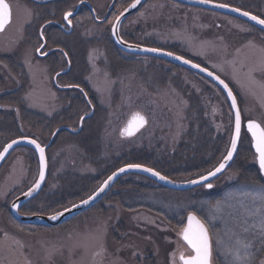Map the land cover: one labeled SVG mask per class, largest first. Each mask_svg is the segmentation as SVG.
<instances>
[{
  "label": "rangeland",
  "instance_id": "obj_1",
  "mask_svg": "<svg viewBox=\"0 0 264 264\" xmlns=\"http://www.w3.org/2000/svg\"><path fill=\"white\" fill-rule=\"evenodd\" d=\"M6 1L11 7L12 22L0 34V78L3 89H6L4 92L12 94L24 90L23 99L27 110L50 121L53 120L56 126L54 133L60 128H70L75 132H60L48 150L52 149L47 154L49 163L47 192L50 195L56 193L63 187L68 175L94 178L93 184L84 190L89 193L83 195L84 191L77 192L76 195L81 197L80 201L68 203L65 208L87 199L103 184L108 176H102L99 172L102 173L103 167L113 159L140 152L153 153L160 157L173 152L186 132L188 101L193 96L204 95L203 98H207L212 107L211 117L219 122L217 128L219 131L223 132L226 129L224 126L226 123L233 129V116L225 97L217 87L199 75L163 60L132 57L123 54L117 48L116 57L121 63L116 64L110 60L109 51L105 46L106 39L112 41L111 29L114 18L120 16L126 8L118 7L116 0L113 11L103 23L96 22L89 15L75 18V26L79 28L76 34L89 47L86 53L88 70L84 78V90L91 98L95 109L93 118L99 122L100 127L96 126V132L98 127L102 130L99 133L100 143H95L96 148L100 149L99 156H88L86 152L93 150V146L84 147L82 150L72 137L82 133L83 130L76 133L79 119L89 114L90 109L84 102L79 119L77 117L78 121L69 125L65 123L68 117L62 116V111L71 107L65 99L77 94L60 92L53 84L54 75L66 68L62 53L55 52L45 60L36 54V49L41 45L38 37L41 26L34 36L36 30L34 21L40 14V6L43 5L30 0ZM62 1L66 0L58 2ZM131 1L121 0L122 3ZM112 2L113 0H92V4H89L96 11L97 19L102 21ZM212 3L227 4L231 8H239L264 19V0H212ZM76 8L74 6L70 11ZM85 8L89 9L83 6L81 10ZM62 20L63 17L58 20L59 23ZM50 22L54 21L47 23ZM50 28L51 26L46 29ZM242 28L247 31H241ZM59 30L63 33V30ZM66 36L62 34L57 38L59 44L70 43ZM121 36L130 44L171 52L220 76L235 93L244 122L254 120L264 127V66L260 63V49L264 48V32L225 14L182 6L171 0H149L141 10L126 20L121 28ZM250 41L255 47L249 46ZM46 49L47 52L53 49L65 52L62 47H55L53 44L46 46ZM54 56L61 64L58 69L51 70L50 58ZM3 58L12 60V64H16L17 67L19 65L24 77L18 78L10 66L3 63ZM136 113L146 117L147 126L135 138H125L121 134L122 130ZM89 120L84 122V126ZM29 130L24 128L19 134L22 137L33 138L42 145L49 143L36 132ZM231 135L232 130L229 141ZM3 139L5 137L1 134L0 152L5 147L2 146ZM254 160L255 164L256 158ZM215 167L216 165L192 178H177L174 181L186 182L199 178ZM38 173L36 155L21 151L14 152L0 170V264H138L139 261L140 264H144L146 257L143 253L148 248H151L158 264H173L174 252L175 264H181L180 253L183 252L185 256L191 254L178 235L180 230L169 227L161 219L144 211L128 213L130 215L128 219L125 217L127 214L125 211L109 201L103 202L105 199L103 203L101 202L102 206L94 212L83 214L60 227L39 228L17 223L10 215V205L34 185ZM237 179V173L229 169L214 184L211 192L203 188L195 192L202 196L201 200H206L210 195L214 196L216 198L214 205L209 206L201 200L197 204H189V208L196 207V211L201 213L205 223L209 224L211 234L214 228L219 231L224 227L219 215L213 217L215 205L233 197L236 199L231 202L236 203L242 196L245 187L235 185ZM128 181L153 185L148 179L139 176L125 177L122 183ZM243 199L250 203L248 197ZM167 207L174 213L185 212L186 216L190 212H187L189 208L186 205L182 208L176 205ZM6 209L12 220L24 227L10 223L7 220ZM20 214L43 215L22 213L21 210ZM210 220H214V224L209 223ZM119 223L134 230L130 233V238L135 240L121 248H114L110 241V233L117 232L116 227ZM144 233L162 236L161 242L149 237L142 238L141 235ZM213 239L215 240V236ZM97 252L101 255H96ZM261 259H264V253H257L255 264H260ZM212 262L222 264L215 244Z\"/></svg>",
  "mask_w": 264,
  "mask_h": 264
},
{
  "label": "trees",
  "instance_id": "obj_2",
  "mask_svg": "<svg viewBox=\"0 0 264 264\" xmlns=\"http://www.w3.org/2000/svg\"><path fill=\"white\" fill-rule=\"evenodd\" d=\"M83 1H88L90 4H92V0ZM133 1L134 0L129 3H122L121 0H117V6L124 8L129 6ZM79 3H81L80 0H66L40 6V14L35 17L36 20L34 21V26L36 27V30L34 29V36L37 34L36 31L40 26L42 27L48 21L59 22L67 11H70L74 6L77 7ZM86 15H89L92 19V13L90 9L86 8L83 11L81 10L76 19ZM76 19L74 18V22ZM60 23H63V20ZM78 29L79 28L75 26L73 35H64L68 37L70 42V44L66 43L67 45H61L57 40V38L63 34L59 28L51 27L46 32L48 34L50 44L55 45V47H62L64 50L68 51V53L73 52V63L78 64V66H83L82 69L85 75L88 70L85 58L89 47H87L85 41H83L80 36L76 34V30ZM27 32H30V30H27ZM106 41L107 42L105 43V46L107 51H109L110 60H112L113 63L119 64L120 61L118 57H116L118 52L116 46L111 40L106 39ZM71 42L73 43L71 44ZM72 49H76V52L71 51ZM2 60L5 65L10 66L11 70L18 78L24 77L22 68L19 67V70L16 69L15 65L11 62L12 60L6 58H3ZM50 60H52V63L50 64L52 70L58 69L60 65L58 59L54 56L51 57ZM1 82L2 80L0 78V83ZM4 91H6V89H3L2 85L0 87V94H3V99L0 97V105L3 106V110L0 113V116L3 118V125L0 127V135L2 134V136L5 137V139H3L2 146L14 139L21 138L22 136L19 133L22 132V129L24 128L36 132L39 137L49 142L56 129L54 121H50L27 110L23 99L24 90L12 94ZM13 97H17V102H12L10 100ZM203 97L204 95L202 97L193 96L189 99V107L186 112L185 120L186 132L184 133L179 145L173 152L168 153L163 157L148 152L124 155L107 163V165L103 167L104 170H102V173H99L102 176H110L120 167L130 163H136L153 168L162 175H165L170 179L177 180V178H192L194 175L203 174L213 166H217L222 161L220 158L222 156L224 158L229 148V136L232 129L229 123L224 125L226 126V129L223 132L217 129L219 122L217 119L213 120L211 117L212 107L209 105L207 98L205 99ZM79 117L80 115H78V119ZM78 119L77 117H71L67 119V122L65 123L69 125V123L78 121ZM97 122L96 118L89 120L86 123L82 133L78 136L72 137L76 143L80 145L82 150H84V147L91 146L92 148L93 146V150H88V152H86V154L90 157H94L95 155H98V151L100 152V149H97L95 146V143H100L99 133L101 128H99V122ZM97 125L99 127L98 131L96 132ZM11 133L12 135H10ZM17 151L30 152L34 154L32 150L27 148H21ZM50 151H48V154ZM254 157L255 154L252 149L250 137L244 131L237 157L230 168V170H234L237 173L238 179L235 185L238 187L259 189L261 185H264V179L261 176L260 170L258 169L256 163L254 164ZM124 179L125 178L121 179L117 183L113 191L105 198L103 202L109 201L111 204L118 205L123 211L127 213L125 217L128 219L130 217L128 213L144 211L161 219L169 227L180 230L185 224L186 213H174L172 209L168 208L167 206L171 205L174 207V205H176L182 208L186 205L189 208V204H197L202 197L195 193L198 190L187 193H177L157 186L153 182V185L137 182L135 183L134 181L122 183ZM93 180L94 178L91 176L68 175V177L63 182V187H61L56 193H53L52 195L48 194L46 186L42 194L23 207L21 212H26L27 214L47 215L54 211L63 210L68 203L70 204L80 201L81 197L76 195V193L81 190L84 191L90 187L93 184ZM88 193L89 191H84L82 194L86 195ZM201 201H205L207 205L212 206L216 203V198L210 195L206 198V200ZM102 203L87 213L94 212L100 208V206H102ZM189 211L195 212L198 217L204 220L201 213L196 211V207H193V209L190 207L187 209V212ZM5 213L7 215V220L10 223H13L18 227H24L12 220V218L9 216L8 209H6ZM116 228L117 232L111 231L110 233V241L114 248H121L127 243L134 242L135 239L133 240V238H130V233H133L134 230L125 228L122 223H119ZM127 234L129 235L125 238ZM141 237H149L150 239L156 240L157 242H161L162 238L160 235H150L148 233H144L143 236L141 235ZM143 254L146 257L144 264H158V261L152 254L151 248H148ZM137 263L140 264V261Z\"/></svg>",
  "mask_w": 264,
  "mask_h": 264
},
{
  "label": "snow or ice",
  "instance_id": "obj_3",
  "mask_svg": "<svg viewBox=\"0 0 264 264\" xmlns=\"http://www.w3.org/2000/svg\"><path fill=\"white\" fill-rule=\"evenodd\" d=\"M83 3V0H80ZM200 3L208 4L212 0H199ZM141 3V0H135L134 3L130 5L131 8H136L137 5ZM218 8H227V4H215ZM234 12H240L242 16L248 17L250 20L255 21L256 24L264 26V19L259 18L256 15H252L247 11H241L239 8H232ZM127 11V9L125 10ZM73 12L67 11L64 14V20L68 22L69 25L72 21L69 17H72ZM121 13L120 16H123ZM120 16L114 18L112 33L116 35L121 24ZM11 11L10 7L4 0H0V31L4 30L5 24L10 22ZM241 31H247V29H241ZM41 39L44 37V32H40ZM118 43H126L122 39L118 38ZM46 43V41H44ZM250 47H255L252 42H249ZM129 47H134L129 45ZM38 52L41 51L40 48L36 49ZM146 52H158L159 49L146 48L143 49ZM62 51V50H61ZM261 57L260 63L264 66V48L260 49ZM42 55H47V51L41 53ZM67 56V53H64ZM164 55H173L171 52L164 53ZM178 60H182V57H175ZM185 64H191L189 60H183ZM194 68H200L198 64H192ZM200 71L206 72V68H200ZM212 76L214 80L218 81L223 85L224 89L227 91L228 97L231 99L230 107L235 109L234 112V129L230 138V147L228 148L226 155L224 156L222 162L218 164L213 170L208 171L205 175L199 176L198 179H190L187 181L190 185H202L208 189L213 188L211 182L204 183L205 181H210V178L217 176L218 173L222 172L229 161L233 159L234 153L237 151V145L241 139L242 130V117L241 111L237 105V98L233 95L231 88L224 80L218 75H214L212 72L207 73ZM59 75V73H57ZM67 87H79V85H67ZM80 91L83 93L84 90L81 88ZM87 96V93H84ZM90 104L91 101H88ZM147 124V119L145 116L136 113L132 120L129 122L122 130V135L125 137H131L136 134L141 128ZM247 133L251 134L252 146L255 149V158L258 162L259 169L264 173V127L260 123L249 120L246 124ZM29 144L35 145V148L39 152L40 169L38 173V179H36L34 185L24 193L25 196H32L33 193L41 187V184L45 179V169L47 168V161L45 159V149L35 140L30 139L27 141ZM20 143L18 140L12 141L5 147L3 153H0V160H3L4 155L13 147V145ZM128 170H138L150 173L152 176L157 177L161 181L167 183H173L169 180L167 176L162 175L160 172L154 170L153 168L144 167L141 164L130 163L126 167L120 168L119 173H123ZM119 173H113L109 176L99 189L88 199L83 200L81 203L83 205L89 204L92 200H95L97 196L103 192L109 184L114 180L115 176ZM243 197H248L250 203L243 199ZM236 199L235 197L231 199H226L223 203H217L215 205V212L213 217L219 215L221 222L224 227L219 231L215 228L213 233L209 232V224L205 223L196 215L195 212H189L187 215V222L184 224L178 235L186 243L187 247L190 249L189 255L185 256L183 252L179 255V260L181 264H212L214 244L218 255L222 258V264H255L256 254L264 253V185H261L259 189L250 190L245 188L242 190V196L236 203H232L231 200ZM81 204H74L72 208H65L64 211H58L56 214L49 216L50 220H58L61 216L65 215L66 212H70L73 208L80 207ZM13 208H19L18 205L13 204ZM209 223L214 224V220H210ZM215 236V240L213 237ZM255 249V251H253ZM96 255H101L97 252ZM176 253H172V262L175 264ZM260 264H264V259L260 260Z\"/></svg>",
  "mask_w": 264,
  "mask_h": 264
},
{
  "label": "water",
  "instance_id": "obj_4",
  "mask_svg": "<svg viewBox=\"0 0 264 264\" xmlns=\"http://www.w3.org/2000/svg\"><path fill=\"white\" fill-rule=\"evenodd\" d=\"M30 1H32L33 3L38 4V5H45V4H50V3L58 2V1H61V0H49V1H44V2H39V1H36V0H30ZM148 1L149 0H141V3L139 5H137L136 8H131L130 5L135 2V0H134L127 8H125V10L127 9V11L124 10L122 12V13H124V15L123 16H120L121 24L119 26V29H118L117 34L116 35H113L112 29H111V38H112V41H113L114 45L116 46V48L118 50L122 51L123 53L128 54V55L138 56V57H150V58H155V59H159V60H163V61L169 62V63L174 64V65H177V66H179V67H181V68H183L185 70H188V71H190V72H192L194 74H197L200 77H202V78L206 79L207 81H209L211 84H213L215 87H217L222 92V94L225 96L226 101H227V103L229 105V108H230V110L232 112V116H233V129H234V112H235V109H233V108L230 107V105H231V99L228 97L227 91L224 89L223 85H221L218 81L214 80L212 76H209L207 74L208 72H211V71H209L207 69L206 72H202V71H200V68H204V67H201L200 66V68H194V67H192V64H195V63L191 62V64H185V63H183V60H186V59L183 58L182 60H178V59L175 58L177 56L174 55V54L171 55V56L164 55V53H167L166 51L159 50L158 52H146V51L143 50V49H146L144 47L136 46V45L130 44L128 42H126V43H118L117 42L118 38L122 39V36H121V28H122L123 24L126 22V20L129 19L134 14H136L139 10H141V8ZM171 1H173L174 3H177L179 5H182V6H186V7L198 8V9L209 10V11H213V12L225 14V15H228V16H231V17H234V18H237V19H239V20H241L243 22H246V23H248V24L256 27L260 31L264 32V26H261L259 24H256L255 21L250 20L248 17L242 16L240 14V12H234V11H232L231 10L232 9L231 7L218 8V7H215L214 6L216 3H212L211 2V3H208V4H203V3H200L199 0H171ZM4 2L7 3L6 0H4ZM115 3H116V0H113L111 6L109 7V10L107 12L106 17L102 21H99L97 19V15L95 13V10L87 2L79 3V5L77 6L76 10L73 11L72 17H69V19L72 21L74 18H76L78 16V14L80 13L81 8L83 6H87L90 9V11H91L94 20L96 22H98V23H103V22L107 21V19L109 18L111 12L114 9ZM10 11H11V7H10ZM11 21H12V11H11V19H10V22H8V23L5 24L4 30L3 31H0V34L3 33L5 31V29L11 24ZM64 24H65V26L64 25H61V24H58V23H55V22H50V23L45 24L41 30H43V32H44V30L47 27H49V26H55V27L63 30L64 32H67V34H71L72 31H73V24L69 25L68 22L65 21V20H64ZM66 28H68V30ZM42 40H43V43H44V41H45L44 40V37H43ZM129 45H132L134 47H129ZM45 46H46V44L44 43L41 51L44 50ZM41 51H39L38 53L40 54ZM55 52H60L62 54L65 53L64 51H61V49H53V50H50L46 56H49V55H51V54H53ZM59 76L60 75H57L55 77V79H54V83H55L56 87H58L57 79H58ZM63 90H65V89H63ZM77 90L80 91L79 88H77ZM84 93L85 92H83V94ZM233 95H235L234 92H233ZM86 99H87V101H89L88 98H87V96H86ZM237 105H238V107L240 109L238 100H237ZM89 106L91 107V113L81 119L80 124H79V129H78V131L76 133L81 132V130L83 128V123L86 120H89L90 118H92L93 115H94V108L92 107L91 104H89ZM241 117H242V113H241ZM128 124H127V126H128ZM246 124H247V122L244 124L243 117H242L241 139H242V135H243L244 129L247 132V130H246ZM146 126H147V124L143 128H141L138 132H136V134L134 136L126 137V138H133V137L137 136L143 129H145ZM62 131H68V132H71V133H75L70 128H60V129H58L54 133V135L52 136L50 142L47 145L44 146V145L40 144L36 140L45 149V159L47 161V168L44 170L45 171V179H44V182L41 184V187L38 190H36L33 193L32 196H30V197L29 196H25L24 195L25 192H24L22 195H20L19 197H17L11 203L10 208H9L10 215L19 224L26 225V226L44 227V228H56V227H60L62 225H65V224L69 223L70 221H72L73 219H75V218H77V217H79V216L87 213L88 211H90L94 207H96L98 204H100L105 199V197L111 192V190L116 186V184L121 179H123L125 177H128V176H139V177H143V178L148 179L149 181L155 183L157 186H160L162 188H165V189H168V190L174 191V192H191V191H194V190L203 188V186L202 185H199V184H197V185H190V184L187 183V181L186 182H177V181H174V180H172L170 178H168V179L171 180V181H173V183H167L165 181L159 180L157 177L152 176L150 173L143 172V171H138V170H128V171H125L123 173H119V169H120L119 168L118 170H116L114 172V173H119V174L115 176L114 180L109 184V186L103 192L100 193L99 196L96 197L95 200H92L87 205H83L81 203L82 201L79 202V203H77V204H81V206L78 207V208H73V210L70 211V212H66L65 215H63V216L60 217V219H58V220H50L48 217L51 216V215H49V216H45V215L23 216V215L20 214V210L24 206H26L28 203H30L31 201H33L34 199H36L42 193V191L44 190V188L46 186V183H47V180H48V177H49V163H48L47 152H48L49 148L51 147L52 143L54 142L56 136L60 132H62ZM247 134L249 135V137L251 139V134L250 133H247ZM30 139H33V138H30V137H22V138L15 139V140L20 141V143L13 145V147L11 149H9V151L4 155L3 160H0V170L2 169V167L4 166V164L7 162V160L10 158V156L15 151H17L18 149H21V148H27V149H30V150H32L34 152V154L37 157V161H38V165H39V169H40L39 152L35 148V145L29 144L27 142ZM241 139H240V142H241ZM240 142L237 145V151H236V153H234L233 159L228 162V164L226 165L225 169L222 172L218 173L217 176L210 178V181H205L204 183L211 182L212 184H214L219 178H221L231 168V166L233 165V163H234V161H235V159L237 157V154H238V151H239ZM10 143H12V141L9 142L8 144H10ZM7 145L5 147H7ZM5 147L3 148V150L0 153H3ZM229 147H230V145H229ZM252 149H253V152L255 153V149H254L253 146H252ZM126 166H124V167H126ZM144 167H147V166H144ZM257 167L259 169L258 162H257ZM121 168H123V167H121ZM260 173H261L262 178L264 179V173H262L261 171H260ZM112 175H113V173H112ZM195 179H198V178H195ZM204 188H206V187H204ZM206 189L210 191L213 188L212 189L206 188ZM13 204L18 205L19 208L18 209L17 208H13ZM69 208H72V206L69 207ZM186 222H187V220L185 221V224H186ZM183 243L186 245V243L184 241H183ZM212 260H213V257H212ZM212 264H213V262H212Z\"/></svg>",
  "mask_w": 264,
  "mask_h": 264
},
{
  "label": "flooded vegetation",
  "instance_id": "obj_5",
  "mask_svg": "<svg viewBox=\"0 0 264 264\" xmlns=\"http://www.w3.org/2000/svg\"><path fill=\"white\" fill-rule=\"evenodd\" d=\"M259 10H260V8H259ZM73 24H74V28H75V22L74 21H73ZM41 28H40V30H41ZM74 28H73V32L71 33L72 35L74 33ZM40 30H39V33H38V37H39V40L41 42V45H40L39 48L42 49L44 43H43V40L41 39V36H40ZM63 34L64 35H68L67 32H64V31H63ZM44 40L46 41V43H45L46 46H48L50 44V42H49L48 34H47L46 30L44 31ZM72 43L73 42H71V44ZM46 46H45L44 50H42L40 52V54L38 53V51L36 53L37 57H39L40 59H44L45 60V58L47 57V56L41 54L44 51H48L46 49ZM71 51H75L76 52V49H72ZM65 53H67V56H65L64 54H61V55L64 58L65 65H66L65 67L66 68L64 70H61V71L57 72L60 75L58 77V79H57L58 87H56V85L54 83V79L57 76V73L53 77V84H54V87L60 92H63V93H66V94H68V93H76L77 94V95H75L73 97L71 96V97H67V99H65L66 103L70 104L71 107L69 109H66V110L62 111V116H66L69 119L71 117L72 118L78 117V115L81 114V110H82V108L84 106V102L89 107L90 113H91V107L89 106V103H88V101L86 99V96L83 93H81L80 91L77 90V88H79V89L82 88L84 90L83 86L85 85L84 84V78H85L86 73L84 75V72H83V69H82L83 66H81V65L78 66V64L73 63V58H74V54L72 55L73 52L72 53H68V51L65 50ZM132 57H135V56H132ZM85 60H86V58H85ZM60 64H61V62H60ZM15 68L16 69L19 68V65L17 67L16 64H15ZM87 68H88V65H87ZM50 69L52 70L51 66H50ZM121 69H122V67H121ZM61 83L64 84V85H61ZM0 84H1V86L3 85L2 83H0ZM81 84H82V86H81ZM67 85H79V87H67ZM63 89H65V90H63ZM84 92L87 93L85 90H84ZM14 93H16V92H14ZM0 97H1V99H3V94L2 93L0 94ZM87 98H88L89 101H91L90 104L94 108L92 100L89 97L88 93H87ZM10 100L12 102H17V97H13ZM2 110H3V106L0 105V113L2 112ZM83 117L84 116H82L80 118V120ZM0 118H1V120H0V127H1L3 125V118H2V116H0ZM80 120H79V122H80ZM78 127H79V124H78Z\"/></svg>",
  "mask_w": 264,
  "mask_h": 264
}]
</instances>
